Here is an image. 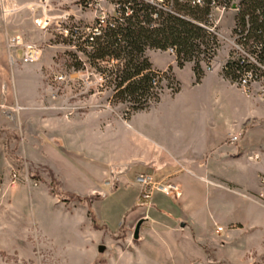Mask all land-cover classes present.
<instances>
[{"label": "rangeland", "instance_id": "obj_1", "mask_svg": "<svg viewBox=\"0 0 264 264\" xmlns=\"http://www.w3.org/2000/svg\"><path fill=\"white\" fill-rule=\"evenodd\" d=\"M83 1L48 0L43 11L39 7L40 0H3V8L10 11L6 14L1 12L0 6L2 38L6 29L9 36H20L42 51L37 63L23 64L21 54L17 52L14 62L0 66V103L5 100L13 103L16 95L21 105L33 106L39 91L37 106L42 109L32 115L36 118L34 121L30 119L26 123V114L21 112V127L17 120L4 118L0 109V119L8 127L1 140L6 145L7 158L15 160V168H10V173L5 171L0 149V264H264V199H258L255 192L257 186L261 189L260 167L264 149L255 137L241 136L238 141L245 152L246 169L236 174L239 187L225 184L229 189L220 191L227 203L214 206L211 185L187 173L182 175L189 179L194 200L210 198V210L218 216L219 226L223 228L220 235L213 233L216 226L208 217L200 230H187L182 236L160 233L154 238L144 225L139 239L133 240L135 226L142 217L154 219L159 216V210H163L169 216L167 222L174 224L181 210L172 197L159 192L151 194L149 204L140 203V187L125 185L120 179L111 182L114 187L102 179L94 182L103 197L82 201L81 197L70 196L76 194V187L72 182L75 175L69 172L78 171L90 180L89 171L72 157L67 159L66 165L60 162L58 155L63 154L43 137L37 118H43L48 109L62 115L70 114L66 117L68 119L92 111H107L116 120L118 128L122 127L121 130L124 129L121 121L128 120L121 106L110 103L109 70L117 69L121 64L111 61L91 67L78 38H70L78 30L91 27L98 13L112 9L106 1L96 3L92 8L84 7ZM215 13V19L219 20L218 33L228 36L233 13ZM45 16L50 18V25L41 29L35 21ZM146 55L154 70L165 72L170 67L167 74L173 78L169 81L174 88L178 82L179 90L172 94L167 88L168 82L163 81L159 86L162 89H156L161 92L158 103L135 113L131 125L165 129L169 144L176 142L174 144L180 149L191 151L195 144L192 134L198 130L195 124L204 125L211 121L205 123L209 129L214 122L233 123L237 119L236 108H244L246 101L241 90L232 83L231 86L219 70L226 58L225 46L220 47L213 57L211 72L201 64L203 75L198 83L192 65L186 64L179 69L175 55L170 51H147ZM77 62H83L84 70L75 71ZM101 71H105L104 74ZM60 75L65 80L53 82L52 78ZM117 142L124 149L128 140L123 135L117 138ZM220 143L223 142L219 140L213 147L212 161L224 149L236 146L226 144L227 147ZM31 145L39 146L37 157L40 159L32 160ZM254 155H258L259 160H254ZM53 168L61 173L69 171L66 191ZM13 172L17 182L11 185ZM231 172L235 169L231 168ZM129 180L134 182L131 174ZM13 186H17L16 189ZM230 223L233 224L229 226ZM231 231L239 235L225 241ZM220 242L224 245L221 246ZM99 246L105 247L102 253L98 252Z\"/></svg>", "mask_w": 264, "mask_h": 264}, {"label": "crops", "instance_id": "obj_2", "mask_svg": "<svg viewBox=\"0 0 264 264\" xmlns=\"http://www.w3.org/2000/svg\"><path fill=\"white\" fill-rule=\"evenodd\" d=\"M4 32L8 34L6 29ZM5 33L4 38L0 34V66L10 62ZM230 85L233 86L231 83ZM39 95L40 93L37 91L33 106L21 105L16 95L13 97V103L9 104V100L0 103L3 117L7 118L6 113L8 110L17 106L19 110L16 120L20 127L22 126L19 123L21 112L26 114L25 123L30 119L34 121L36 118H32V115H36L42 110L37 106ZM244 98L246 101L244 108H236L237 119L233 123L232 121H227L226 124L214 122L213 127L209 129L205 123H210L211 121L205 122L204 125L195 124L198 130L192 134L195 144L191 151L180 149L174 144L176 143L174 141V143L169 144L168 139H165L167 134L165 129H154L136 124L131 125L130 121L133 115L126 122L121 121L125 130H121V126L120 129L118 128L119 125L116 120L107 111H92L88 114L77 115L68 119L61 112L48 109L49 111H46L47 114H44L43 118H37V123L39 124L38 126L42 127L43 137L46 138L48 143L55 146L63 154V156L58 155L63 165H66L67 159L72 157L89 171L90 180L78 173V171L75 173L68 171L70 174L75 175L72 182L76 187L75 192L79 196L67 192L68 194L81 197L85 201L86 199L103 197L104 194L94 187V182H98L100 179L105 181V183L116 182L120 179L125 185H134V182L132 183L129 180L130 174L134 179L140 174H151L157 181H171V183L178 186L180 197L177 199L172 197V199L180 207L181 214L174 219V224L167 222L166 217L169 216L163 210H159V216L154 219L144 216L142 217L143 223L140 228V234L143 226L147 225L146 230L148 229L150 236L154 238L159 237L160 233H177L178 236H182L187 230H200L203 221L209 217L213 226H216L213 233L220 235L223 228L219 226L218 216L210 210V198L204 197L199 201L194 200L189 186V179L187 177L183 178L182 175L187 173V175L211 185L214 188L212 198L214 206L227 203L220 191H224L223 188L229 189L225 184L239 187L240 184L238 183H240V180L236 174L246 169L243 161L245 152L242 151L241 143L238 144L237 142L234 149H224L212 161L211 154L215 152L213 147L217 146L219 140L223 142L220 143L221 145L228 147L226 144H229V137L240 133L242 138L245 136L255 137L261 143V148L264 149V102L248 98L245 95ZM6 130H8V127L0 119V149L4 161V170L10 173L9 169L15 168V160L10 157L7 158L4 148L6 145L1 140ZM123 135L128 140L124 149L117 142V138ZM212 142H216L215 145ZM165 144L172 151L168 150ZM31 147L32 160L40 159L37 157L39 146L31 145ZM248 158L251 159L252 157L249 156ZM253 159L259 160L258 155H254ZM45 163L50 165L48 162ZM231 168L235 169V172L232 173ZM55 171L60 177L61 187L66 191L65 187L68 185L69 178L68 172ZM260 171L261 177H264V160ZM16 187L13 186V189H16ZM255 192L257 194L260 192L258 186L255 188ZM181 224H184L183 228ZM231 224L233 223L228 225L230 226ZM190 225H192V228ZM218 227L222 228L219 233L216 230ZM229 233V237L224 238L225 241L234 239L235 236L239 235L232 231ZM220 245H224V242H220Z\"/></svg>", "mask_w": 264, "mask_h": 264}, {"label": "trees", "instance_id": "obj_3", "mask_svg": "<svg viewBox=\"0 0 264 264\" xmlns=\"http://www.w3.org/2000/svg\"><path fill=\"white\" fill-rule=\"evenodd\" d=\"M212 1L217 0H204L202 7H192L176 0H164V4L171 7V12H167L133 0L130 6L132 13L129 16L122 14L123 20L116 27L105 28L92 43L78 40L91 67L111 61L121 64L117 69L109 70L112 84L110 103L121 106L126 119L158 103L161 92L156 89H162L159 86L163 81L168 82L167 88L172 94L179 90L178 82L174 88L169 81L173 78L167 74L170 67L165 72L154 70L147 51L172 50L176 66L182 69L186 64H191L196 82H199L203 75L201 64L209 66L215 56L214 37L199 25L208 23ZM239 4L242 9L236 19L244 26L245 17L249 16L247 39L251 38L261 47L260 57L264 62V0H239ZM74 69L84 70L83 62H77ZM235 70L227 65L221 75L234 83ZM104 72L101 71V74Z\"/></svg>", "mask_w": 264, "mask_h": 264}, {"label": "built area", "instance_id": "obj_4", "mask_svg": "<svg viewBox=\"0 0 264 264\" xmlns=\"http://www.w3.org/2000/svg\"><path fill=\"white\" fill-rule=\"evenodd\" d=\"M43 11L47 7L48 0H40ZM106 1L111 5V11L100 12L97 14L94 23L91 27H86L83 30H78L75 36L70 35V38H78L80 42L92 43L95 38L99 37L102 30L105 28H114L119 22H122V14L129 16L132 13L131 1L133 0H84L83 6L86 8H92L96 6V3ZM137 2H143L152 5L156 9H161L167 12H171V7L166 6L164 0H135ZM175 0H171L173 2ZM181 4H189L192 7H202L204 0H176ZM3 0H0L1 12L6 14L10 12L8 8H3ZM172 4V3H171ZM211 11L207 24H199L205 29L211 36L214 37L216 47L214 49L215 54L222 46L226 47V58L220 65V72L227 67V65L236 68L233 72L235 81L232 83L248 98L258 99L264 102V62L261 60V47L253 43L252 39H247L249 29V16L245 17L244 26L240 24L236 17L240 13L242 7L239 4V0H217L210 3ZM230 11L233 13L232 25L230 27L229 35L225 36L218 33L217 26L219 20L215 19V12L223 13ZM155 18L156 16L153 15ZM35 25L41 29H45L50 25V18L46 17L35 21ZM6 47L8 51V57L10 62H14L16 58V52L21 54V60L23 64H34L41 59V49L30 42L24 41L20 36H9L5 33ZM173 54L172 50H168ZM209 66L206 67L207 72H211ZM53 82L59 83L65 80L64 76H54ZM19 108L15 106L6 113V117L15 121L17 119ZM59 110L65 111L67 108H60ZM65 114L64 116L67 117ZM241 134L231 135L228 139L230 145L236 144L240 140ZM17 182V176L13 172L11 175V185ZM106 184H111L106 182ZM113 185V184H111ZM134 185L140 187V195L138 201L142 204L147 203L151 199L153 192H159L166 196L174 197L175 199L180 197L179 188L177 185L171 182L157 181L151 174H140L134 179ZM261 189L258 193V199H264V177L260 180ZM36 186V185H34ZM217 232H221L222 228L218 227Z\"/></svg>", "mask_w": 264, "mask_h": 264}, {"label": "water", "instance_id": "obj_5", "mask_svg": "<svg viewBox=\"0 0 264 264\" xmlns=\"http://www.w3.org/2000/svg\"><path fill=\"white\" fill-rule=\"evenodd\" d=\"M143 220H140L137 222L135 229H134V233H133V240H138L139 236H140V228L142 226ZM181 227H184V224H181ZM105 247L104 246H99L98 247V252L102 253L104 251Z\"/></svg>", "mask_w": 264, "mask_h": 264}]
</instances>
